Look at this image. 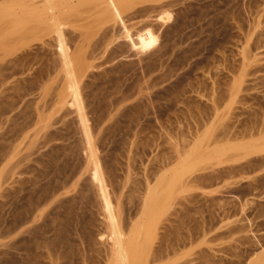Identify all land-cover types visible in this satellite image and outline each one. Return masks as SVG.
I'll return each mask as SVG.
<instances>
[{
  "label": "rangeland",
  "instance_id": "1",
  "mask_svg": "<svg viewBox=\"0 0 264 264\" xmlns=\"http://www.w3.org/2000/svg\"><path fill=\"white\" fill-rule=\"evenodd\" d=\"M53 12L0 21V264H103L111 211L124 239L157 221L158 263L264 264V0Z\"/></svg>",
  "mask_w": 264,
  "mask_h": 264
},
{
  "label": "bare ground",
  "instance_id": "2",
  "mask_svg": "<svg viewBox=\"0 0 264 264\" xmlns=\"http://www.w3.org/2000/svg\"><path fill=\"white\" fill-rule=\"evenodd\" d=\"M93 1H97V0H93ZM67 2H68V0H41V1L29 0L25 4L19 5L20 7H19L18 13L17 12L15 13L13 10H10V9H1L0 8V21H4V20L8 19L10 16L12 17V20L8 21L7 26L4 27L3 31L1 32V36L4 37L5 39H7L11 35L21 34L22 31H23L22 34H26V33L32 32L36 29L37 30L38 29H44L49 25L48 23H50L51 25L54 24V22L58 19L57 14L54 12L52 13V11L54 10V7L55 6L57 7L59 5L62 6L64 4H67ZM110 2L115 3L116 0H110ZM47 5H49L50 7H48ZM47 11H51V13L48 14V13H46ZM54 27L56 29V26H54ZM55 31L58 32V30H55ZM60 47L62 48V44ZM73 102H74L73 105L76 104L77 106H79V97H78L77 93H74ZM71 107H72V105H71ZM77 108H78L77 109V113H78L77 117L79 118V122H78L79 126L78 127H79V131L81 132L82 138L84 137L83 141H85V139H88L87 129L84 125V121L82 119L80 109H79V107H77ZM87 142L89 143V141H87ZM87 148H88V146H87ZM85 149H86V147H85ZM89 153H88L89 159H86V161H90L94 165V169H95V166H96L95 162L96 161H93L94 158L92 156L91 150ZM85 157L88 158V156H85ZM96 168H98V167H96ZM98 171H99V169H98ZM96 173H97V170L94 172L95 177L98 174L100 175V173H97V174ZM92 175H93V173H92ZM97 177L99 178L100 176H97ZM99 180L102 181L101 177ZM95 181L97 182V185H96ZM100 181H97V178H96V180H94V185H95L94 187L97 188L101 192L102 198L106 199L105 195H107V194H104L105 193L104 184L102 185L103 181L100 184H98V182H100ZM154 195H155V198L157 197V199H159L158 202L155 204L159 203L161 206L163 204L160 202H164L165 199H168V196H166V195L163 196V198H161V199L159 197H162V196L158 197L156 194H154ZM151 197L152 198H150V199L147 198L146 201L148 202L149 200H151V203L156 201V199L153 198L154 196H151ZM149 203H150V201L148 202V204ZM151 203H150V205H151ZM109 204L107 202L105 203V207H106L107 211L109 210V206H110ZM159 204H158V206H160ZM154 208L159 209V208H157V206ZM150 210H152V211H150ZM150 210L148 209V211H150V214H148V215H151L152 212H155V210H153V204H152V209L150 208ZM111 212L113 214V211H111ZM111 212L108 213L109 217L108 216L107 217L109 218L111 225L113 226L115 232H114V236H113V241L112 242L110 241V243L106 246L105 261L103 264H163V263H158V262H162L160 260H163V259H161L162 256H160V255H162V251H160L161 252L160 253L158 250V247H157V249L153 247V241L155 240L154 238H155L156 233H157V231H156L157 227L155 226L157 221H155V224H154V222H153L154 219H152V217H151L150 219H152L153 221L149 220V219H148V221H151L152 223L147 222L148 223V224L146 223L147 225L146 224L143 225V228H144V229L142 228L143 230L140 229L142 226L138 227L135 232L133 230L134 234H132V236H133L132 239H130V238L124 239L122 234L118 233V231L116 230L117 227L115 226L116 224H114V221L112 220L113 216H112ZM146 213H149V212H146ZM160 213H158V214H160ZM158 216H161V214ZM179 239H181V238H179ZM180 241H178V242H180ZM164 243H162V244L166 245ZM168 243H169V241H168ZM173 243H175V241ZM162 244H160V245L162 246ZM170 245H171V243L169 244L168 248H170ZM160 250H163V249L161 248ZM164 264H169V263H164ZM172 264H178V263H172Z\"/></svg>",
  "mask_w": 264,
  "mask_h": 264
}]
</instances>
